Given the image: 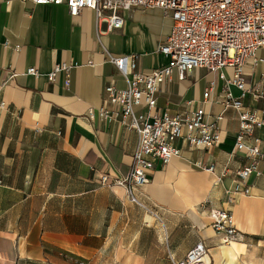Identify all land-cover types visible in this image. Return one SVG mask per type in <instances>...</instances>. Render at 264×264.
<instances>
[{"label": "crops", "instance_id": "0c3cea01", "mask_svg": "<svg viewBox=\"0 0 264 264\" xmlns=\"http://www.w3.org/2000/svg\"><path fill=\"white\" fill-rule=\"evenodd\" d=\"M123 17L115 30L89 9L72 16L65 5L0 0V264H175L198 243L209 264H264V161L246 193L233 194L248 163L238 139L264 152V127L244 134L239 112L226 105L228 94L241 97L231 69H196L184 80L174 69L149 112L186 117L203 108L221 133L218 147L178 140L179 158L166 166L151 158L138 202L101 183L103 174L129 172L139 144L137 132L99 113L108 85L127 87L111 58L134 55L143 73L170 62L159 47L172 29L171 12L133 8ZM63 63L72 65L68 85L64 74L48 78ZM244 76L248 89L264 87V50ZM242 101L264 117L263 100L247 94ZM199 162L215 171L198 169ZM220 210L230 212L239 232L230 244L211 227Z\"/></svg>", "mask_w": 264, "mask_h": 264}, {"label": "built area", "instance_id": "2783aa9c", "mask_svg": "<svg viewBox=\"0 0 264 264\" xmlns=\"http://www.w3.org/2000/svg\"><path fill=\"white\" fill-rule=\"evenodd\" d=\"M35 5H65L72 16L83 10L95 12L97 18L110 28L120 30L124 25L123 12L133 8L161 9L172 14L173 26L159 51L170 62L149 73L138 70L136 56L113 57L111 62L124 76L127 87L119 89L108 85L103 94L100 116L107 122H115L124 128L134 130L139 136L138 148L132 157L129 172L120 178L103 174V185H116L126 190L132 202H138L135 192L150 182L149 172L155 164L168 165L181 156V149L175 144L182 140L185 146L197 149H213L221 143V133L216 124L205 120L203 108L186 116H170L150 111L157 107L160 86L178 71L180 80L196 69L210 73L232 70L231 82L241 91L240 98L227 96L226 105L239 112V120L244 134H251L255 128L264 127V117L259 118L245 108L243 98L247 94L264 101V87L257 85L247 88L244 70L259 50H264V0H30ZM71 64L58 65L48 78L52 82L59 74L67 78ZM28 74L37 76L38 70L30 68ZM221 78L225 79L224 73ZM210 91L205 92L208 99ZM93 116V113L91 114ZM259 142V139H256ZM237 150L245 151L247 165L237 172L238 184L233 194L246 193L248 179L257 172V164L264 161V152L258 145L246 147L241 135ZM198 169L214 172L215 165L197 163ZM235 197L230 196L231 203ZM211 227L224 244L238 239L239 232L229 211H214ZM175 264H209L208 249L198 243L186 258Z\"/></svg>", "mask_w": 264, "mask_h": 264}]
</instances>
